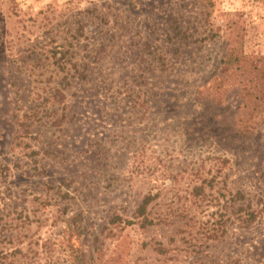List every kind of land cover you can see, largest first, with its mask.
Listing matches in <instances>:
<instances>
[{
    "label": "rangeland",
    "instance_id": "rangeland-1",
    "mask_svg": "<svg viewBox=\"0 0 264 264\" xmlns=\"http://www.w3.org/2000/svg\"><path fill=\"white\" fill-rule=\"evenodd\" d=\"M233 39L264 55V0H0V264H264Z\"/></svg>",
    "mask_w": 264,
    "mask_h": 264
},
{
    "label": "trees",
    "instance_id": "trees-1",
    "mask_svg": "<svg viewBox=\"0 0 264 264\" xmlns=\"http://www.w3.org/2000/svg\"><path fill=\"white\" fill-rule=\"evenodd\" d=\"M234 46L227 50L222 61L219 81L236 78V83L240 84L237 89L239 99L237 112L231 118L234 126H238L240 136L248 133V125L257 113L264 112V55L246 54L242 50V43L232 40ZM239 194V192H238ZM240 195V194H239ZM151 196H144L134 210V215L139 219L140 225L151 223L147 219L146 206L149 204ZM247 208V207H246ZM241 207L244 211L241 216L242 222L247 223L257 217L258 212ZM112 220H121V217L114 216ZM125 224H133V220H123Z\"/></svg>",
    "mask_w": 264,
    "mask_h": 264
}]
</instances>
